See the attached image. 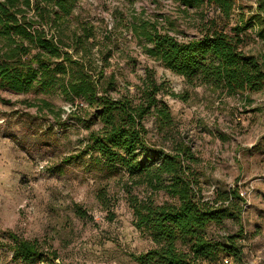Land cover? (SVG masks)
Instances as JSON below:
<instances>
[{"label": "trees", "instance_id": "16d2710c", "mask_svg": "<svg viewBox=\"0 0 264 264\" xmlns=\"http://www.w3.org/2000/svg\"><path fill=\"white\" fill-rule=\"evenodd\" d=\"M80 0H0V88L16 94L58 96L71 106L69 118L89 134L84 151L90 165L108 177L125 175L133 185L145 186L154 197L131 198L135 228L146 234L152 247L134 255L137 264H211L220 255L242 261L240 234L215 236L212 225L240 220L244 199L237 189L206 197L196 166L199 159L184 138L171 133L175 120L162 99L163 85L153 69L145 68L138 83L119 85L114 68L117 37L106 32L97 37L92 22L76 13ZM189 10L208 5L215 16L201 22L200 38L180 41L158 20L116 17L124 29L143 44L144 53L191 86L205 85L227 95H250L264 90V66L243 49L241 33L258 26L264 43V0H255L256 15L247 27L229 28L235 0H172ZM135 64L136 59H129ZM174 96L173 93H166ZM39 112L55 121L66 114L53 101L38 98ZM153 119L168 147L149 135L146 122ZM98 129H92L93 126ZM164 144V145H165ZM102 194V195H101ZM105 195L99 199L106 205ZM0 233V240L5 239ZM0 246L23 264H64L56 253L36 243L18 240Z\"/></svg>", "mask_w": 264, "mask_h": 264}, {"label": "rangeland", "instance_id": "374dc122", "mask_svg": "<svg viewBox=\"0 0 264 264\" xmlns=\"http://www.w3.org/2000/svg\"><path fill=\"white\" fill-rule=\"evenodd\" d=\"M76 13L92 22L98 38L106 32L117 37L118 50L112 59H117L114 68L121 74V87L125 82L138 83L145 68L153 69L176 123L171 136L184 138L198 156L204 195L237 189L244 199L240 220L212 225L208 233L242 235L239 264H264V90L230 96L205 85L191 86L149 58L140 40L115 22L116 17L158 20L185 42L200 38L201 22L215 16L214 8L205 5L186 12L172 0H80ZM254 15L255 0H235L228 30L247 27ZM258 29L247 27L240 37L243 51L258 57L264 66ZM129 59H136V65L128 64ZM38 98L63 108L66 114L61 121L28 106L39 105ZM70 109L58 96L37 97L0 88V233L6 235L0 241L13 246L14 240L7 237L13 233L20 241L56 253L64 264H137L134 255L153 244L135 228L129 200L154 197L161 203L167 197L133 185L125 175L108 177L92 168L90 152L84 151L89 131L67 117ZM146 125L149 136L168 147L165 143L170 140L158 134L152 118ZM0 264L23 263L0 246ZM211 264L236 263L220 255Z\"/></svg>", "mask_w": 264, "mask_h": 264}]
</instances>
